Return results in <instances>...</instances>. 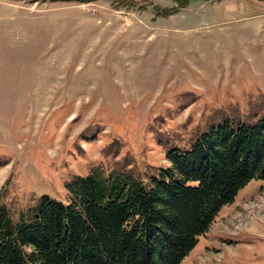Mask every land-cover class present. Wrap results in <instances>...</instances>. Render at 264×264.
Listing matches in <instances>:
<instances>
[{
	"label": "rangeland",
	"instance_id": "obj_1",
	"mask_svg": "<svg viewBox=\"0 0 264 264\" xmlns=\"http://www.w3.org/2000/svg\"><path fill=\"white\" fill-rule=\"evenodd\" d=\"M0 0V203L92 171L146 180L171 147L264 116V0ZM180 264H264V181Z\"/></svg>",
	"mask_w": 264,
	"mask_h": 264
},
{
	"label": "trees",
	"instance_id": "obj_2",
	"mask_svg": "<svg viewBox=\"0 0 264 264\" xmlns=\"http://www.w3.org/2000/svg\"><path fill=\"white\" fill-rule=\"evenodd\" d=\"M165 158L146 180L92 171L66 183L65 202L0 203V264H180L243 186L264 181V116L213 125Z\"/></svg>",
	"mask_w": 264,
	"mask_h": 264
}]
</instances>
